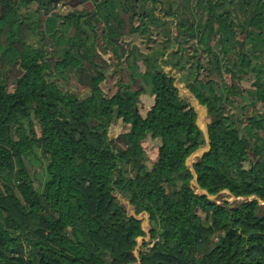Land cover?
<instances>
[{
	"label": "trees",
	"instance_id": "trees-1",
	"mask_svg": "<svg viewBox=\"0 0 264 264\" xmlns=\"http://www.w3.org/2000/svg\"><path fill=\"white\" fill-rule=\"evenodd\" d=\"M57 1L0 0V264H264V0ZM132 34L161 38L142 52ZM173 70L210 115L193 163L207 194ZM222 190L243 199L208 197ZM141 212L152 243L136 257Z\"/></svg>",
	"mask_w": 264,
	"mask_h": 264
},
{
	"label": "rangeland",
	"instance_id": "rangeland-1",
	"mask_svg": "<svg viewBox=\"0 0 264 264\" xmlns=\"http://www.w3.org/2000/svg\"><path fill=\"white\" fill-rule=\"evenodd\" d=\"M159 34V32H158ZM161 36L160 35H156L152 38H147L141 34H132L129 36L125 37V42L129 43V45L131 47L136 46L137 49H139V51L142 52H149V50L151 48H154L155 46V40H160ZM138 51V52H139ZM105 58H107V55L105 56ZM113 61H111L112 64ZM111 68L108 70V74H107V81L103 82V87L104 89H108L109 91L113 89V85H114V78L115 77L112 74V69L113 66H110ZM169 67H165V71L168 72L169 71ZM170 74L174 77L175 79V84L176 86L179 88V91L181 93V95H183L184 97H186V99L191 103V105L194 106V108L196 109L197 112V124L200 127L201 130H205V128L207 127L208 123L210 122V115L207 112V108L206 106L202 105L199 103L198 98L196 97V95L190 91V89L186 86L184 81L180 80V72H177L175 70L171 71ZM59 84L61 86H63V88H68V86L63 82V81H59ZM70 88H75L74 85L70 86ZM108 91V92H109ZM87 94V91H82L80 94V98H83L85 95ZM152 103V96L149 93H142L140 95V99L138 102V108L140 110V112H142V114L144 115V113H146L145 111L148 109V107L150 106V104ZM118 120V119H117ZM127 129L125 127V125L121 122L118 121H114L109 128V135L111 137H116V134H118L119 132L123 131ZM39 131V129H38ZM207 148H210V140H209V145L207 144V141L205 140L204 144L197 149L196 151L192 152L189 157L186 160V165L187 167L191 170V167L193 165L194 162H196L202 155L204 152H206ZM27 166L28 169L31 173L33 182H34V186L36 189L41 190L42 188V184H43V180L45 177L44 174V170H43V158L40 156L39 153H37L36 155H30L27 160ZM248 162L245 161V166H248ZM193 179V178H192ZM191 179V186L194 189V191L196 193H200L199 188L197 187V185L195 184L196 182L193 181ZM119 199L121 200V202L125 205L126 210L128 212V214H134V208L133 206L128 202L127 199L123 198L120 194L118 195ZM211 200L217 202V203H223V202H227L232 204L233 202L237 201V200H241L243 198L241 197H235L232 194H230V192L228 190H222L221 192L214 194V195H209L208 196ZM199 214L202 218L203 221H206L209 215V212H205L204 210H199ZM145 216H147L146 212H141L139 214H136V217L141 218V221L143 222V226L145 229H150V223H149V218L148 220H145ZM147 221L149 223V226H147ZM143 237L144 241L146 242L149 246L151 245L152 241L150 240V235H149V231L147 233V236L144 234L143 236H139L136 240H139V244L135 246L133 252L134 255L136 254L137 256L139 255V252H141L142 250H147L148 246H143ZM147 237V238H146ZM136 250V251H135ZM138 251V252H137Z\"/></svg>",
	"mask_w": 264,
	"mask_h": 264
},
{
	"label": "water",
	"instance_id": "water-1",
	"mask_svg": "<svg viewBox=\"0 0 264 264\" xmlns=\"http://www.w3.org/2000/svg\"><path fill=\"white\" fill-rule=\"evenodd\" d=\"M203 131V134H204V137H205V140L207 141V144L209 145V136H208V129H207V127L205 128V130H202ZM206 150H209V148H207ZM191 172H192V175H193V181H195L196 183V185H197V187L199 188V190H200V194H207V192L204 190V189H202L199 185H198V183H197V176H196V173H195V170H194V168H193V165H192V167H191ZM209 196V195H208Z\"/></svg>",
	"mask_w": 264,
	"mask_h": 264
},
{
	"label": "crops",
	"instance_id": "crops-1",
	"mask_svg": "<svg viewBox=\"0 0 264 264\" xmlns=\"http://www.w3.org/2000/svg\"><path fill=\"white\" fill-rule=\"evenodd\" d=\"M146 112V111H145ZM141 114H142V112H141ZM143 115V114H142ZM144 115H145V113H144ZM143 115V116H144ZM116 121H118V122H121V123H123L122 122V120L121 119H118V120H116ZM124 125H125V127L127 128V125L125 124V123H123ZM126 130V129H125ZM122 132V131H121ZM120 133V132H119ZM118 133V134H119ZM118 134H116V136L118 135ZM139 219H141V218H139ZM145 220H148V214H147V216H145ZM147 226H149V223H148V221H147ZM142 227H143V229H144V231H145V235L147 236V233H148V231H149V228L148 229H145L144 228V226H143V222H142ZM144 238L145 237H143V241H142V243L144 242V241H147V240H144ZM147 238V237H146ZM139 244V240H137V245ZM136 251V250H135ZM138 252V251H137ZM135 256L137 257V255L135 254Z\"/></svg>",
	"mask_w": 264,
	"mask_h": 264
},
{
	"label": "built area",
	"instance_id": "built-area-1",
	"mask_svg": "<svg viewBox=\"0 0 264 264\" xmlns=\"http://www.w3.org/2000/svg\"><path fill=\"white\" fill-rule=\"evenodd\" d=\"M55 8L65 11L67 9V6L63 4V0H58L57 3L55 4Z\"/></svg>",
	"mask_w": 264,
	"mask_h": 264
}]
</instances>
